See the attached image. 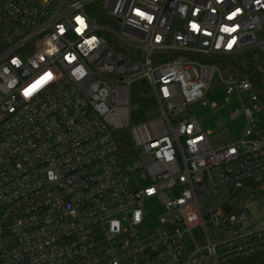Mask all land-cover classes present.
<instances>
[{"label":"built area","instance_id":"2783aa9c","mask_svg":"<svg viewBox=\"0 0 264 264\" xmlns=\"http://www.w3.org/2000/svg\"><path fill=\"white\" fill-rule=\"evenodd\" d=\"M213 82L246 119L225 143L189 110ZM136 83L155 100L139 122ZM256 106L264 0H0V264H264L231 199L264 193Z\"/></svg>","mask_w":264,"mask_h":264},{"label":"rangeland","instance_id":"374dc122","mask_svg":"<svg viewBox=\"0 0 264 264\" xmlns=\"http://www.w3.org/2000/svg\"><path fill=\"white\" fill-rule=\"evenodd\" d=\"M256 109L257 112L253 111L256 118L257 113L264 115V110L260 106H256ZM189 110L196 116L202 130L208 132L212 139L219 143L238 138L246 124L242 103L238 96L226 94L223 87L216 82H213L210 91L201 100L191 105ZM236 111L241 113L236 118H232L231 115ZM231 199L237 206L236 211H243L249 217L241 224L243 231L264 227V193L262 191L242 189L236 192ZM160 210L157 198L145 202V213L149 221L144 225V230L157 229L155 218Z\"/></svg>","mask_w":264,"mask_h":264},{"label":"trees","instance_id":"16d2710c","mask_svg":"<svg viewBox=\"0 0 264 264\" xmlns=\"http://www.w3.org/2000/svg\"><path fill=\"white\" fill-rule=\"evenodd\" d=\"M131 120L139 122L153 114L155 100L145 85L136 83L131 94ZM118 148L117 154L123 165L132 163L135 159V151L125 131L116 136Z\"/></svg>","mask_w":264,"mask_h":264},{"label":"snow or ice","instance_id":"6c2138e0","mask_svg":"<svg viewBox=\"0 0 264 264\" xmlns=\"http://www.w3.org/2000/svg\"><path fill=\"white\" fill-rule=\"evenodd\" d=\"M79 20V18H77ZM80 23L83 25V21L80 20ZM194 28H196V25H193ZM63 30V29H61ZM224 31H232V29H224ZM232 46L231 42L228 44V47L230 48ZM51 78V74L48 73L45 75V77H42L41 80L37 81L34 85H32L29 89L25 90V95H30L32 91H34L37 87H39L42 83H44L47 79Z\"/></svg>","mask_w":264,"mask_h":264}]
</instances>
